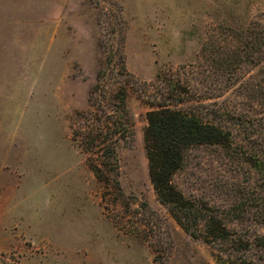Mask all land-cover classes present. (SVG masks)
<instances>
[{
	"label": "rangeland",
	"instance_id": "obj_1",
	"mask_svg": "<svg viewBox=\"0 0 264 264\" xmlns=\"http://www.w3.org/2000/svg\"><path fill=\"white\" fill-rule=\"evenodd\" d=\"M251 22L264 41V0H0V199L10 198L11 216L0 264H217L153 190L146 98L232 132L235 149L193 147L173 182L216 208L230 229L264 234L254 221L263 179L243 162L252 147L264 151V47L256 52L243 39L229 67L217 60L211 71L200 58L210 35L229 40L219 26ZM119 54L131 94L130 125L116 146L118 179L135 203L107 211L112 197L102 199L104 185L72 127L100 67L116 68ZM178 80L188 89L173 95ZM179 96L183 103H174Z\"/></svg>",
	"mask_w": 264,
	"mask_h": 264
},
{
	"label": "trees",
	"instance_id": "obj_2",
	"mask_svg": "<svg viewBox=\"0 0 264 264\" xmlns=\"http://www.w3.org/2000/svg\"><path fill=\"white\" fill-rule=\"evenodd\" d=\"M256 22L244 29L219 26L228 31V41L217 43L208 38L201 46L200 58L208 61V71L218 63L229 67L238 57L243 39L255 47L256 52L264 47ZM118 66L110 67L109 62L100 67L96 84L92 87L88 108L78 112L72 127V139L79 143L86 154L87 166L96 180L104 185L102 199H112L104 209L109 211L117 205L129 208L134 197L127 196L119 182V159L117 143L126 136L130 125L128 98L131 94L129 73L121 54ZM179 88L187 91V86L173 81L170 92L181 95ZM179 96L174 103H183ZM150 109L146 112L147 125L143 131L148 175L158 201L166 206L176 224L193 238L206 243L217 264H264V234L252 230L230 229L216 208L208 203L187 197L173 182L174 176L184 167L186 153L196 146H218L223 150L236 148L237 142L232 132L210 120H203L193 110L175 108L160 103L153 98L145 100ZM256 149V150H255ZM246 163L259 174L264 188V151L251 148L244 157ZM135 203V202H134ZM259 211L254 221L264 224V198H260ZM234 219L241 220L243 216ZM114 224L118 221L113 218Z\"/></svg>",
	"mask_w": 264,
	"mask_h": 264
},
{
	"label": "crops",
	"instance_id": "obj_3",
	"mask_svg": "<svg viewBox=\"0 0 264 264\" xmlns=\"http://www.w3.org/2000/svg\"><path fill=\"white\" fill-rule=\"evenodd\" d=\"M3 180H0V184L2 185ZM1 193H4V190H1ZM0 236H5L7 231L10 228V198H6L5 194L1 195L0 199ZM16 217V215H15ZM17 219H20V216H17ZM10 242L1 243L0 242V251L7 250L10 248Z\"/></svg>",
	"mask_w": 264,
	"mask_h": 264
}]
</instances>
